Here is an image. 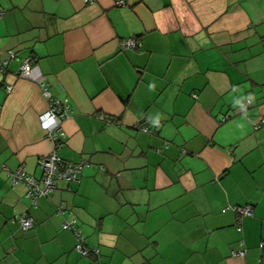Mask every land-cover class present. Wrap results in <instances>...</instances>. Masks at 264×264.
<instances>
[{"label": "crops", "instance_id": "crops-1", "mask_svg": "<svg viewBox=\"0 0 264 264\" xmlns=\"http://www.w3.org/2000/svg\"><path fill=\"white\" fill-rule=\"evenodd\" d=\"M130 36L139 45L122 48ZM7 49L0 163L39 177L54 148L41 77L73 109L58 154L89 164L34 207L0 170V264H98L61 228L70 217L100 264H262L264 126L252 123L264 117V0H0ZM27 56L30 77L15 76ZM246 203L238 230L231 206Z\"/></svg>", "mask_w": 264, "mask_h": 264}, {"label": "built area", "instance_id": "built-area-1", "mask_svg": "<svg viewBox=\"0 0 264 264\" xmlns=\"http://www.w3.org/2000/svg\"><path fill=\"white\" fill-rule=\"evenodd\" d=\"M92 1V0H84ZM117 4H123L124 0H116ZM139 45V41L136 37L130 36L127 38H122L120 41V46L122 48H136ZM9 58H15V53L12 49H7L5 54L0 57V69L2 70L3 65L7 62ZM31 72V59L29 56L22 58L18 65V68L13 72L17 77L27 78L30 77ZM37 83L41 89L43 95L48 99V107L39 114L38 121L40 125L46 131L47 138L52 143V148L48 153L39 156L37 159V166L40 169V176L35 177L32 174L26 173L22 170L21 166H18L12 171L6 169L5 165L0 163V170L6 171L10 183L14 184L21 182L25 185L26 189L24 196L28 201V204L32 207L36 204V198L41 195H47L54 191L57 187V180H64L68 183L78 181L79 175L82 168L89 164L88 160H67L62 158L58 152L57 148L61 145L62 139L65 136V132L61 127V122L64 118L70 116L73 112L72 107L63 102L60 99L52 98L46 88L47 83L41 77L37 79ZM5 92L11 89V85L6 83L3 87ZM251 104L250 98H245L244 105L248 106ZM101 117H105L103 114H99ZM228 115H223L220 121L228 118ZM110 117H108V120ZM249 119V117H248ZM264 126V117H261L258 121L252 123L254 130ZM142 130L149 131L148 126L142 125ZM235 213V223L238 230L241 229V221L244 215L253 214V206L249 203L239 204L231 206ZM65 205L63 202L59 203L56 208V213H63L65 211ZM19 227L22 230L28 229L32 226L33 221L31 216L26 213H19L13 217ZM61 227L63 229H70L74 234V248L81 254L87 255L91 252L97 254L98 249L90 248L84 243V235L77 226V221L75 217L66 218L61 222ZM260 246H264V240L260 242ZM245 253V248L240 247L239 249H233L231 251L232 255H242ZM262 264H264V257L261 259Z\"/></svg>", "mask_w": 264, "mask_h": 264}, {"label": "trees", "instance_id": "trees-1", "mask_svg": "<svg viewBox=\"0 0 264 264\" xmlns=\"http://www.w3.org/2000/svg\"><path fill=\"white\" fill-rule=\"evenodd\" d=\"M224 115H228L229 116V114H224ZM229 118V117H228ZM228 118H226L225 120H227ZM221 119V118H220ZM225 120H223V121H225ZM220 122H222V121H220ZM36 205V204H35ZM30 206V205H29ZM32 207V206H31ZM27 214V213H26ZM29 215V214H28ZM30 216V215H29ZM32 218V217H31ZM62 228V227H61ZM74 243H75V241H74ZM84 243H85V239H84ZM85 245H86V243H85ZM87 246V245H86ZM91 248V247H90ZM75 249V248H74ZM97 249V248H96ZM78 252V251H77ZM79 254H81L80 252H78ZM82 256H91V257H93V258H95L96 260H97V262H98V264H100V252H99V250H98V253L97 254H95V253H93V252H91V253H89V254H87V255H84V254H81Z\"/></svg>", "mask_w": 264, "mask_h": 264}]
</instances>
